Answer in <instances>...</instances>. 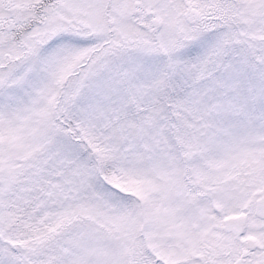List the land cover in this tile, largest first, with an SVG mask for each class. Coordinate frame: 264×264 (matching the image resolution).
Instances as JSON below:
<instances>
[{
	"label": "snow or ice",
	"instance_id": "1",
	"mask_svg": "<svg viewBox=\"0 0 264 264\" xmlns=\"http://www.w3.org/2000/svg\"><path fill=\"white\" fill-rule=\"evenodd\" d=\"M0 264H264V0H0Z\"/></svg>",
	"mask_w": 264,
	"mask_h": 264
}]
</instances>
